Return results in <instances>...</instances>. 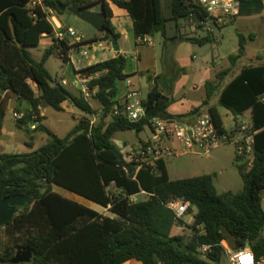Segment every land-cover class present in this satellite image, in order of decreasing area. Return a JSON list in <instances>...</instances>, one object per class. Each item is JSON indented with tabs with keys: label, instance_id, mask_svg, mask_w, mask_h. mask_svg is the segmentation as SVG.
Listing matches in <instances>:
<instances>
[{
	"label": "trees",
	"instance_id": "trees-1",
	"mask_svg": "<svg viewBox=\"0 0 264 264\" xmlns=\"http://www.w3.org/2000/svg\"><path fill=\"white\" fill-rule=\"evenodd\" d=\"M167 0H111L128 12L134 22L136 39L161 35L164 42H187L200 46L217 43L218 37L189 36L181 33L190 14L201 17L193 0H169V7L179 23V35L166 36L165 2ZM240 16L261 14L262 0H238ZM32 0H0V129L10 99L14 96L34 111L38 121L29 113L18 121L20 128L47 133L50 141L38 150L27 154L0 152V201L11 195L35 193L29 206L17 209L15 216L3 230L7 241L0 249V264L13 263L15 249L29 247L33 252L29 264H125L136 260L142 264H221L226 241L234 250L251 245L256 259L264 257V62L244 66L225 86L206 83L207 98L200 107L188 115H195L208 106L219 91L218 106L230 111L234 118L250 111L254 135V157L251 165L242 163L236 155L243 180L239 193H219L214 175H202L170 180L165 159L137 170L134 162L114 143L117 133L145 129L147 120L131 123L112 115L119 99L121 85L130 75L125 73L127 59L119 54L114 58L88 66L79 73L96 75L89 87L98 88L96 101L101 108L98 121L92 127L88 119L80 121L65 137L55 135L41 124L44 119L40 108L46 104L56 111L69 102L86 115L99 112L80 95H74L64 85L55 82L46 68L48 59L56 53L55 31L47 19L46 8L58 16L69 13L58 9L57 4L70 8L78 5L88 9L103 5L108 15L105 25L98 31L102 42L111 44L120 35L111 22L112 11L106 0H42L31 6ZM70 14V13H69ZM233 21L231 24H233ZM44 35L54 43L36 61L29 48L39 47ZM239 46L235 62L245 55L246 43L256 37L237 33ZM93 41H100L94 38ZM65 50H68L65 46ZM229 72L218 74L221 81ZM144 105L148 118L164 117L184 119L188 115L172 116L168 109L171 100L155 84ZM209 113L218 127L223 120L217 107ZM38 122L35 130L29 125ZM115 183L116 192L108 191ZM63 188L103 207L110 206L114 217L103 216L82 204L67 199L53 190ZM145 192V199L132 197ZM182 198L197 209L194 222L186 226L192 235H172L175 226L183 225L175 218L167 204ZM191 210V209H190ZM211 249L202 256L201 247Z\"/></svg>",
	"mask_w": 264,
	"mask_h": 264
},
{
	"label": "rangeland",
	"instance_id": "rangeland-1",
	"mask_svg": "<svg viewBox=\"0 0 264 264\" xmlns=\"http://www.w3.org/2000/svg\"><path fill=\"white\" fill-rule=\"evenodd\" d=\"M32 2H37V0H32ZM64 19L68 25L78 31L80 35L84 36L87 40H93L94 38L100 39V41L95 42L96 47H98L99 44H102L104 48L108 47L107 49H110L109 42L101 41L103 34L94 30L90 25L82 22L69 13L65 14ZM62 21L65 23L64 20ZM179 23L183 24L182 21H179ZM238 32H241L244 35L253 33L256 35V39L253 42L248 41L245 55L235 62L230 71L226 68L230 65L229 56L236 55L238 51ZM217 37L220 40L219 43H209L203 46L187 42H169L170 44L166 45L165 50L161 51L159 47L160 36L158 34L154 36L156 51L154 50L155 54H153L149 60L146 59V57L143 58L142 66L145 69L142 85L148 88L150 84L149 76L153 77L158 71L160 73V76L158 77L159 85H167L170 90H172L174 102L169 107L170 113H186L192 111L195 106H198L201 99L204 97V84L206 80L214 78L219 71H230L223 80L225 81L223 84H226L234 78L236 72H238L243 66L258 63L260 61L258 60L259 58H262V61L264 62L263 15L242 16L238 18L235 23L225 26ZM119 44L121 45L122 50H126L127 58L131 59L130 57L134 55L137 50L134 35H131L125 41L122 40ZM44 49L45 46L41 45L40 47L29 48V51L36 61H40L45 52ZM100 51V48L91 49L88 57H82L78 51L73 52L72 55L75 61H82L80 65H85L98 58H102V56L104 57V55H99V53H101ZM216 58L218 59V63L214 65L212 64V60ZM199 64H203L206 69L204 68L202 71H199L197 67ZM46 67L53 78L65 77L66 79L71 80L75 75L73 66L70 63L65 64L63 60L55 55L49 58ZM136 67V62L128 60V70H132ZM191 67H193V70ZM145 90L147 89L145 88ZM143 92L144 96H146V91ZM90 102L92 103L94 100ZM43 106L46 115V126L52 130L55 135L62 138L66 136L75 123L78 124L85 119H88L89 121L93 120V117L86 115L80 110H76L77 108L75 109V107L71 108L67 106L63 111L58 112L46 104H43ZM93 107L95 110H98L97 106ZM12 109L14 108L11 107L7 110L3 119L2 137H0V148L3 151L8 150L7 148L10 146H14L19 152L28 153L31 149L26 145L27 143L30 142L33 144L34 149H39L50 141L51 137L42 131H32L30 134L34 136V138L30 139V134H28L24 128H20L12 117L13 111L27 110L20 108H18V110ZM221 112L224 114V122L226 126L228 128L232 127L231 114L227 113L224 109H221ZM97 121L98 119L95 123H97ZM29 128L31 129V125H29ZM149 134V129L145 128L138 133L133 130L120 132L115 135V138L117 140H123L125 145L130 144L135 147L139 144L138 139H145ZM165 162L169 170L170 179L173 181L205 174H216L217 177L215 178L214 183L219 193L227 191L239 193L244 186L238 169V164L241 163L236 161V149L231 143L224 144L208 156L182 154L178 157H166ZM56 189L62 195H65L67 192L57 186ZM136 199L138 201L143 200L145 199V196H140ZM85 205L90 206L88 204ZM262 205L264 208V201ZM185 237L188 236L185 235ZM6 241L7 238L4 231L0 230V249H2V243H5ZM19 250L21 249H15V253ZM221 264L231 263L228 258L224 256Z\"/></svg>",
	"mask_w": 264,
	"mask_h": 264
},
{
	"label": "built area",
	"instance_id": "built-area-1",
	"mask_svg": "<svg viewBox=\"0 0 264 264\" xmlns=\"http://www.w3.org/2000/svg\"><path fill=\"white\" fill-rule=\"evenodd\" d=\"M262 1L264 3V0ZM193 3L201 12V17L195 13L190 14L187 24L181 28L182 34L197 37L214 35L217 37L225 26L230 25L240 17L241 5L238 0H193ZM37 4H41V2L31 3V6L35 7ZM45 11L47 19L55 31L56 53L60 59L67 58V52L76 49L80 50L82 57H88L91 49L101 47V44L96 47L95 41L87 40L72 27H63L58 15L52 9L46 8ZM138 42L140 45H150L153 40L150 36H144L139 38ZM109 45L112 48L111 44ZM65 46L68 50H65ZM98 75L79 73L80 96L87 102L96 100L98 88L91 89L89 83ZM125 84L130 86V80L127 79ZM261 100L264 102V95ZM27 113H29L32 121L39 120L34 111H13L12 117L18 122L23 120ZM100 114L101 111L93 116V120L90 121L91 127ZM112 115L123 117L131 123L147 120L145 128L149 129L150 136L143 145L137 149L131 148L127 153H123L120 149L127 161L136 164L137 170L144 166L154 165L166 157H178L182 154L208 156L226 143L235 146L236 155L242 163L251 165L253 161L255 133L252 131L251 119L243 115L234 118V124L230 128L218 127L209 111L195 114L196 116L191 122H185L184 119L174 117L155 116L148 118L144 100L140 93L132 90L128 91L121 100H117L112 109ZM38 125V122L33 123L31 129L35 130ZM111 187L115 188L114 182ZM167 207L172 210L176 220L182 221L189 214L192 205L189 201L178 198L170 201ZM220 246L224 249V254L231 264H241V254L246 251L252 253L251 264H264V257L256 259L250 249L234 250L226 241H222ZM210 249L211 246H202L200 249L202 256L205 257V253Z\"/></svg>",
	"mask_w": 264,
	"mask_h": 264
},
{
	"label": "crops",
	"instance_id": "crops-1",
	"mask_svg": "<svg viewBox=\"0 0 264 264\" xmlns=\"http://www.w3.org/2000/svg\"><path fill=\"white\" fill-rule=\"evenodd\" d=\"M106 1H107L108 5H109L111 11H112V14H113L112 15V18H111V22H112L113 26L115 27L116 32L120 35V38L117 41L118 42V45L120 47V51L118 53H116L113 48L110 47V49H107L108 47L107 48H104L102 46V44H101V47H100V50H101L100 52L101 53H99V55H104V57L102 56V58H98L97 60L91 61L88 64L80 65V63L82 61L81 60L75 61V59L73 58V55H72V53L75 52V51H78L80 53V50L79 49L72 50V51L70 50V51L67 52L68 57L65 58V59H61V60H63V62L65 64H69L70 63L73 66L74 73H75L74 77L71 80H69V79H66L65 77H60V78L59 77H56V78H53V76L51 75L52 78L54 79L55 82H58V83L64 85L71 93H73L74 95L79 96L80 95V88H81V85H80V82H79V71H81L82 69H84V68H86L88 66H91L93 64H96V63H99V62H102V61H105V60H108V59H111V58H114L115 56L121 54V55H123V56L126 57L127 62H128V60H132L133 62H136L137 63V67L134 68V69H132V70H128L127 69V64H126L125 73L127 75H130V78H128V79L130 80L131 85L130 86H127L125 84V82L122 83V85H121V93H120V96H119V99L118 100H121L125 96V94L128 91H130V90L136 91V92L140 93L142 99L143 100H146L147 97H148V94L150 92V89L156 84L159 87V89L162 92V94L165 95L166 97H168L169 100H171V104H172L174 102L173 101V96H172V90H170V88L167 85H165V86L164 85H159V83H158V77L160 76V73L158 71L154 74L153 77L152 76H149L150 84H149V87L148 88L146 86H143L142 85L143 74H144V69H145L142 66L143 58L146 57V59L149 60L152 57V55L155 54V51H156V46L154 44L155 43L154 42V36H152V37L150 36L152 38V40H153V43L150 44V45H140L139 42H138V39L135 38L136 45H137V50L135 51L134 55H132L130 57L131 59L127 58V52H126V50H122L121 45L119 44V42H121L122 40L125 41L131 35H134V22H133V19L130 17V15L128 14V12L126 10L121 9V8L117 7L116 5H114L111 2V0H106ZM39 2H42V0H37V3H39ZM31 3H34V2H31ZM101 8H102V5L101 4H98L96 6H92L90 9L93 10V11H101ZM260 15H263L264 16V11ZM240 17H242V16H240ZM61 18H62V20L65 21V23L61 20ZM64 18H65V14L64 15H61V16H58V19L61 22L62 26L65 27V28L71 27L70 25L67 24V22H66V20ZM237 19L235 20V22L237 21ZM239 33H241V32H239ZM248 35H245V36H248ZM159 36H160V38H159V41H160L159 42V47H160L161 51H164L165 48H166V45H169L170 43L167 42V44H166L164 42V39L161 37V35H159ZM255 39H256V37H255ZM255 39L253 41H255ZM248 41H250V40H248ZM248 41H247V43H248ZM253 41H251V42H253ZM219 42H220V40L217 41V43H219ZM53 43H54V41H53L52 37H48V36L44 35L43 39L40 42L39 47L41 45L42 46L44 45L45 46V49L44 50L46 51L49 47L52 46ZM247 43H246V47H247ZM214 44H216V43H214ZM245 53H246V51H245ZM229 60H230V56H229ZM48 61H49V59H48ZM217 63H218V59L217 58L212 60V64L216 65ZM259 63H260V61L258 63L253 64V65H257ZM248 65H250V64H248ZM197 67H198V70L199 71H202L205 68V66L203 64H199ZM191 68L193 70V67H191ZM232 68H233V64L230 61V65L226 69L231 71ZM223 70H225V69H223ZM240 70L238 72H236V74L234 75V78H235V76H237V74L240 72ZM221 71H219L214 76V78H211L210 80L207 79L204 85H206L207 82H210V83L214 84L215 86L220 84L222 87L225 86L226 84H228L231 80L229 82H227L226 84H223V82H225L223 80H224V78L227 75H225L221 81L219 80L218 74ZM135 79H137V80H135ZM145 88L147 90H145ZM143 91H146V96H144V92ZM206 98H207V91H206V86H205V89H204V97L201 99V101L198 104V106H195V108L200 107L202 105V103L206 100ZM218 99H219V91L218 92L216 91V95L211 99V101L209 102V105L206 106V107H204V108H202L201 111L202 112H206V111H209V108L210 107H217V109H218V111L220 113V116H221V118L223 120V124H224L225 127H227L226 124H225V122H224V114L221 112V109H224V110H226V109L218 106ZM89 103H90V105L92 107L93 106H97V108H98L97 111L98 112L101 111L100 105H99V103L96 100H94V102H92V103L91 102H89ZM67 106H69L71 108H74V107H72L71 104H69L68 102H66V103H64L62 105V109L64 110ZM11 107L14 108L12 110H18V108L24 109V110L25 109L26 110L29 109L28 105L25 102L19 101L14 96L10 99L8 109L11 108ZM93 109H94V107H93ZM169 109H168V112H169ZM44 110H45L44 109V106L42 105L41 108H40V112H41V116L44 119L42 120L41 124L44 125L45 127H47L46 126V115H45V111ZM76 110H78V109H76ZM58 112H61V111H58ZM190 112L191 111L186 112V113H178V114H174V113H170L169 112V114L172 115V116H181V115H188ZM226 112L231 114V121H232V124H234V116L232 115V113L230 111L226 110ZM196 115H188V116L184 117V121L185 122H191ZM243 116L251 119V112L248 111V112L244 113ZM1 124H3V120H2V123ZM76 125L77 124L75 123L74 126L72 127V129ZM133 131H135V130H133ZM149 136H150V134H149ZM149 136H147L145 139H138L139 144L137 146H135V147L131 146L130 144L125 145L123 140H117L115 138V136L113 138V141L119 147V149H122V152L123 153H127L131 148L137 149L141 145H143L144 141H146L149 138ZM0 137H2V126H1V129H0ZM31 138L33 139L34 136H32L30 134V139ZM26 145L29 146L30 149H31L30 152H28V153H32V152L38 150V149H34L33 148V144H31L30 142L27 143ZM7 149L8 150L3 151L0 148V150H1L0 152L1 153H7V154H24L25 153V152H19L17 150V148L14 147V146H12V147L10 146ZM25 154H27V153H25ZM166 168H167V165H166ZM167 171H168V175H169L168 168H167ZM205 175H214L215 178L217 177L216 174H205ZM169 178H170V176H169ZM53 187H54L53 190L55 192H57L60 195H62L60 192H58V190L56 189V186H53ZM65 191H67V190H65ZM108 191L114 193V192H116V189L110 186L108 188ZM145 194H146L145 192H142L141 194L132 197V200L133 201H136L137 200L136 199L137 197L144 196ZM62 196L65 197V198H67V199L73 200V201H75V202H77L79 204H82L83 206H85V207H87L89 209H92V210L96 211L97 213H99V214H101L103 216L114 217L111 214L110 210H109L110 209V206L107 207V208L106 207H103V206H101L99 204H96V203H94L92 201H89V200H87V199H85V198H83L81 196H78V195H76V194H74V193H72L70 191H67L66 194L65 195H62ZM263 201H264V198H263ZM85 204H88L90 206H87ZM262 207H263V205H262ZM263 210H264V208H263ZM196 213H197V209L194 208V207H192L191 210H190V212H189V214L187 216H185L184 219L182 220L183 225L175 226L174 229H173V231H172V235H176V236H178V235H186L188 237L191 236L192 235V232L186 226H191L193 224V222H194V215ZM263 236H264V230H263ZM125 264H142V263L141 262H138L136 260H130V261L126 262Z\"/></svg>",
	"mask_w": 264,
	"mask_h": 264
},
{
	"label": "water",
	"instance_id": "water-1",
	"mask_svg": "<svg viewBox=\"0 0 264 264\" xmlns=\"http://www.w3.org/2000/svg\"><path fill=\"white\" fill-rule=\"evenodd\" d=\"M57 6L60 11H68L71 15L90 25L96 31H99L105 25L108 19V15L104 11L103 5L101 11H93L90 9L91 7L88 9H82L78 5H73L72 7L67 8L61 3H58ZM165 17L166 36L168 38L177 37L179 35V19L174 17V14L169 7V0L165 2ZM177 42L179 43V41ZM111 46L116 53L120 51V47L116 39L112 38ZM3 93L4 91L0 90V95H2ZM34 198V192L26 195H11L4 197L0 201V227H4L9 222H11L16 214L17 209H23L26 206H29ZM246 249H251V245L247 244ZM32 258V250L29 247H24L16 253L12 262L29 264L32 261Z\"/></svg>",
	"mask_w": 264,
	"mask_h": 264
},
{
	"label": "clouds",
	"instance_id": "clouds-1",
	"mask_svg": "<svg viewBox=\"0 0 264 264\" xmlns=\"http://www.w3.org/2000/svg\"><path fill=\"white\" fill-rule=\"evenodd\" d=\"M245 257H247V259H245ZM252 260L253 256L250 251L241 254V264H251Z\"/></svg>",
	"mask_w": 264,
	"mask_h": 264
},
{
	"label": "flooded vegetation",
	"instance_id": "flooded-vegetation-1",
	"mask_svg": "<svg viewBox=\"0 0 264 264\" xmlns=\"http://www.w3.org/2000/svg\"><path fill=\"white\" fill-rule=\"evenodd\" d=\"M26 194H29V193H26ZM26 194H24V195H26Z\"/></svg>",
	"mask_w": 264,
	"mask_h": 264
}]
</instances>
